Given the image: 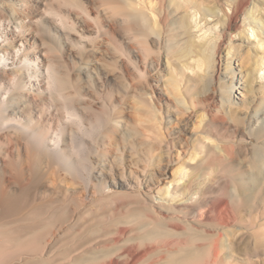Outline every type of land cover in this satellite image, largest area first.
<instances>
[{
	"label": "rangeland",
	"instance_id": "374dc122",
	"mask_svg": "<svg viewBox=\"0 0 264 264\" xmlns=\"http://www.w3.org/2000/svg\"><path fill=\"white\" fill-rule=\"evenodd\" d=\"M75 1L82 6V10L64 11L75 31L67 29L66 32H55L47 25L48 28H40L35 23V20H40L44 9L53 4L52 1L0 0L1 33L8 39V44L14 38L17 39L15 35L20 34L24 41V57L40 68L47 64L48 59L58 61L57 64L62 66L59 67L60 71L68 73L70 81L75 83L79 93L85 98L94 100L97 91L106 102L111 101L110 104L115 108L118 106L120 109L115 110L120 113L117 118L119 127L125 132V138L131 136L138 154L135 152V156L131 152V178L127 173L125 179L115 169L118 163L115 154L100 159L102 166L105 162V167L101 169L107 173L105 181L108 189L103 193H111V199L101 203L91 202L90 196L83 192L84 204L79 205L77 197L66 198L54 208L58 214L64 209L74 211L80 206L79 211H74L77 214L90 207L92 213L106 216L104 222L82 223L68 232L65 231L66 227L63 231L58 230L60 223H53L50 227L55 230L48 231L52 235L48 233L50 236L47 235L45 239L48 242L46 253L44 251V255L38 256L39 258L24 255L19 264H38L43 260L46 264H72L75 258L84 260L81 264H117L128 261V257L119 254L101 255L95 243L111 245L112 239L121 229H127V232L131 230V237L135 239L152 235L159 239L158 243L160 239L161 242L166 240L176 243L185 234H189L185 224H191L199 232L202 228L209 230L211 234L219 230L227 231L228 247L223 252L225 254L221 255L220 264H264V159L258 161L259 169H254L252 165L257 161V151L264 154V117L255 119V113L264 109V0H252L233 21H228L227 16H224V13L231 12L233 0H200L203 3L199 7L201 12L208 8L212 12L203 20L201 13L197 11L195 14L193 9L189 11L192 13L190 21L182 11L166 13V22L158 21L154 27L147 25L148 35L143 41V45L150 50L147 54H144L142 45L133 41L132 37L128 39L124 22L111 11L100 7V0ZM179 1L181 0H172L171 9L176 8ZM5 5L16 7L19 16L17 13L13 20L9 13H1ZM86 19L89 20L85 23L83 20ZM184 19L188 21L186 29L181 25L184 24ZM19 26L23 28L20 29ZM82 28L84 31H79ZM75 32L86 37L84 39L87 41L82 42L81 47L76 45L78 42L75 41ZM185 42L187 45L182 44ZM198 49L202 51L201 62L196 61L199 58L196 55ZM13 60L10 56L9 61ZM13 67H19V64L9 65L8 68ZM240 81L245 86L239 87ZM175 82L179 86L178 92L174 89ZM31 91L35 92L34 88ZM24 95L20 104L29 94ZM205 98L207 100L204 102ZM191 104L196 105L195 112L186 113L187 107L191 112ZM45 109L48 107L45 106ZM36 117L33 116V119L37 120ZM156 128L161 129L164 140L171 146L172 154L169 159L171 164L164 168L161 175L158 173L161 169L156 156L159 152L151 153L152 148L157 146L152 134V130ZM204 137L210 138L206 141L205 149L210 148L223 160L213 162L211 158L208 160L204 157L199 144V140ZM241 137L247 143L238 146L235 142ZM218 143L231 147L230 154L222 153ZM2 147L0 146V151L5 148ZM128 158L125 153V161ZM135 159L136 162L138 160V169L134 165ZM125 164L129 166L128 163ZM181 164L184 169L179 171L177 167L181 168ZM144 168H147V175L141 172ZM109 169L113 170L112 174ZM132 170L137 172L136 179ZM0 178H3L1 173ZM120 178L125 184H131V190L120 187ZM149 181L151 186L147 188ZM95 183L101 184V180ZM12 184L9 187L14 191L17 186ZM176 185L185 193L175 194L173 188ZM204 188H207L205 192L202 191ZM147 189H153V200L146 204L141 196L148 192ZM139 190L142 193L139 194ZM125 192H131V213L124 214L123 210L118 215L114 212L116 206L122 208L127 204L122 196ZM191 192H195V195H191ZM188 199V203L199 202L201 207L193 217L181 215L178 210L179 205ZM90 216L91 214L87 220H90ZM220 219L228 220L225 228L218 224ZM194 220L197 225L192 222ZM171 224L179 225V231ZM67 225L68 222L64 224ZM255 236L258 238L257 242ZM138 244V241H131L132 247L139 246L138 249H141L142 246ZM89 247L94 249L88 251ZM166 249L154 254L147 253L146 256L141 251L135 254L131 252V263L154 264V259L161 258L160 253L166 258ZM11 253L9 250H1L0 264H11L9 260L16 254ZM205 254L195 262L187 261V264H209L212 256Z\"/></svg>",
	"mask_w": 264,
	"mask_h": 264
},
{
	"label": "bare ground",
	"instance_id": "6f19581e",
	"mask_svg": "<svg viewBox=\"0 0 264 264\" xmlns=\"http://www.w3.org/2000/svg\"><path fill=\"white\" fill-rule=\"evenodd\" d=\"M50 1H52L53 4L51 3L48 5V8L46 7L44 9L40 16V20H35L36 25L40 28L50 27L55 32H66L67 29L74 30L72 21H69V18L66 13L64 14V11H67V9L71 12L72 10L70 9H75V11L78 9L82 10V6L80 7L75 0ZM100 1V7H104V9L111 11L114 16L119 17L124 22L126 28L124 30L129 34L127 36L128 39L132 37L131 39L133 41H137V44L139 43L142 45L141 48L143 49L142 51H144V54H147L150 51L143 45V41L148 35L147 25L151 24V26L154 27L159 23L158 21H162L163 23L164 21L166 22L168 15L166 13L171 14V11H173V13L182 11L186 14L187 20L189 21L192 14L190 13V10L192 9L195 10V14L197 11L201 13V20H203L208 14H212L209 8L207 11L203 10V12H201L199 7H201L203 3L200 0H181L182 2L179 1L180 3H177L176 8L173 9H171L170 6L172 0ZM251 1L252 0H233L231 2V12L224 13V16H227L228 21L236 20L238 15L243 13ZM4 7L5 9L1 10V13H9L14 20V15H17L18 13L17 9H15L16 7L11 8L8 5H5ZM44 18L49 20L46 21ZM83 19L85 18L83 17ZM87 20L89 19L83 21L86 23ZM185 20L186 19H184V21ZM46 25L48 27H46ZM181 25L186 29L188 21H185L184 24ZM19 27L20 29L23 28V26ZM1 31L2 29L0 27V146L5 148L3 151H0V173L3 176V178H0V252L3 249L9 250L10 253L15 252V255L13 253L15 257L9 261L11 264H19L20 261H23L22 259L24 255L32 258H37L38 256L42 257L44 255L48 243L45 242V239L48 233L52 235L51 232L48 231L53 229L50 227L53 223H60L58 230L63 231V228L66 227L65 231L68 232L82 223L90 222L99 224L104 222L107 219L106 216H99L97 213H92L90 207L87 211L81 210L77 214H75L76 212L74 211H79V208H81L80 206H78L77 209H73L74 211L64 209L59 212L60 214H56L54 208L60 201H64L66 198L77 197L80 202L79 205H81L84 202V195L82 196L83 192L90 196L91 202L101 203L104 200H109L111 193L108 195H104L103 193L108 189L107 182L105 181L107 173L105 174L101 169V167H105V162L102 166L100 159H102V157L107 158L109 154H115L117 156L116 158H118V163L116 165L117 168H115L116 171L124 179L125 174L127 173L131 178V152H133V155L135 156L137 152L135 151L136 148L135 144H133L134 142L131 141V136L128 139L127 137L125 138V132H122L119 127L120 123L117 118H119L120 113L117 110L120 108H118V106L116 107L117 110H115L116 108L111 105V101L106 102L100 97L101 95L99 96V93L96 90L94 100L85 98L86 96L79 93L75 83L70 81L68 73L60 71L59 67L62 68V66L59 65V63L57 64L58 61L48 59L47 64L40 68L38 65L30 62L27 57H24L25 47H23L22 44L24 41L22 37H20V34L15 35L18 40H15L14 38V41L8 44V39L5 35L3 36ZM79 31L83 32L84 29L82 28ZM19 33H21V31H19ZM69 35H71V33ZM74 37L76 39L75 41L78 42L77 44L75 43L77 47H81V43L87 41L84 39L86 37L82 36L80 32H75ZM17 44H19V46H17ZM182 44L185 45L186 42ZM201 52V49L196 51V55L199 57H197L198 59L196 58V61L198 62L202 61L200 58L202 56ZM10 56L14 59L12 62L9 61ZM17 64H19V67H13L12 69L8 68L9 65L14 66ZM235 81L236 80H234V82ZM31 83H34L35 85H32ZM238 83L239 87L245 86L242 81ZM28 84L30 85L28 86ZM173 85L175 91L178 92L179 86H177V83L175 82ZM31 88H34L35 92L31 91ZM24 93L26 95L29 94L28 98L25 97L22 104H20ZM206 96L207 95H204V97ZM206 100L207 99L205 98L204 102ZM45 106H47L48 109H45ZM196 108V105H192L191 112H189V107H187L185 111L186 113L192 114L195 112ZM255 115L256 120L264 117V109L257 111ZM33 116H37V120H34ZM154 121L156 122V120ZM257 122L261 123L259 121ZM152 134L153 137L155 136L154 139L157 146H153L154 148H152L151 153L159 152L156 156L158 157V166L160 165L159 168L161 169V172L158 173L161 175L164 168H167L171 164L169 161L172 156L171 146H169L164 140L160 128L153 129ZM105 140L108 141L106 142ZM207 140H210V138L204 137L203 140H199L201 150H203L205 154L204 157L208 158V160L211 158L213 162L222 159L219 155L217 156L214 151H211L210 148L205 149ZM235 143H238V146H240L247 143V141L245 138L243 139V137H241V139L236 140ZM218 144H220L219 146L222 153H225L226 155L230 154L231 147L223 143ZM149 151L150 150H148V152ZM125 153H127L129 157V160L127 161L124 159ZM164 155L166 158L163 159ZM263 159L264 154L261 151H257V161L252 164L253 168L259 169L258 161ZM139 161L141 162V159H139ZM125 162L128 163L129 166H126L127 164H125ZM137 162L134 164L137 167L136 169H138ZM181 165V168L177 167L179 168V171L184 166L183 164ZM135 171L132 170V175L135 176L136 179L137 172ZM109 172L112 174L113 170L109 169ZM141 172L143 175H147V168H144ZM60 173L61 175H59ZM98 180H101V184L95 183V181ZM120 182V187L123 186L128 190H131V184H125L121 178ZM12 183H15L17 186L14 191H11L9 187ZM150 186L151 181L147 184V188ZM206 189L204 188L202 191L205 192ZM147 190L148 192L145 194L142 193L141 190L138 192L139 194L142 193L143 196L141 197L146 204L148 201L153 200V189ZM173 191L175 194L185 193L178 185L174 186ZM195 192H191V195ZM114 196L117 197L116 193ZM122 196L127 201V204L122 207L123 209L116 206L114 212H117L118 215H121L123 210L124 214L131 213V192L122 193ZM98 198H100V200ZM188 201L190 200L188 199L187 201H184V203L182 202L183 204L179 205L178 210L181 215H190L193 217L201 207L198 205L199 202L192 203L191 201L188 203ZM152 206L154 205L152 204ZM179 213L177 212V214ZM89 214H91L90 220H87ZM67 222L69 225L64 226ZM192 222L196 225L198 224L195 220ZM227 223L228 220L220 219L218 224L225 228ZM183 225L181 224V226ZM199 225L203 226L201 224ZM185 226L184 227L189 230V234H185L184 237L182 236V240L179 237L181 241L176 243H172L171 241L166 242V240L161 242V239L160 243H158L159 239L157 240L156 236L154 237L152 235H147L148 237L143 238L140 236L142 239H135L134 237H131V230L127 232V229H121L118 235L115 233L117 236L112 239L113 242L111 245L102 242H99L100 244L95 243L100 251L97 249L95 250H97V252L99 251L101 255L119 254L128 257V261L117 264H132L131 252H134L133 254H135V252L141 251V254L144 256L147 253L154 254V252L160 251L163 248H167L164 255L165 253L168 255L164 256L166 258H163L161 255L162 253H160L161 258L158 256V260L154 259V264H187V261L195 262L205 253L208 256H212L209 264H220V261H222L221 255L225 254L223 252L225 248L228 247L226 244L227 235L225 234L227 231L219 230L220 232L218 231L211 234L209 230L205 228H202L201 232H199L200 230L197 231L198 229L191 224H185ZM49 227L51 228L50 230H48ZM77 228L78 227H76V229ZM174 228L178 231L180 229L179 225L174 226ZM53 230H55V228ZM53 234H55V231ZM131 241H138L142 248L140 247L141 249H138L139 246L137 248L132 247ZM255 241H258L256 236ZM86 248H88V245ZM91 249L92 248L89 247L88 251ZM80 259L75 258L72 261V264H81V261L84 260ZM46 260L48 259L46 258ZM162 260L164 261L162 262ZM38 264H46V262L43 260Z\"/></svg>",
	"mask_w": 264,
	"mask_h": 264
}]
</instances>
